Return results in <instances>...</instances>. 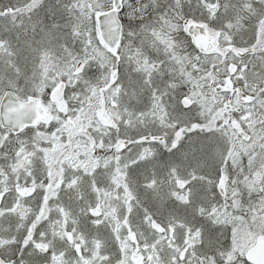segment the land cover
Segmentation results:
<instances>
[{
  "label": "snow or ice",
  "instance_id": "obj_1",
  "mask_svg": "<svg viewBox=\"0 0 264 264\" xmlns=\"http://www.w3.org/2000/svg\"><path fill=\"white\" fill-rule=\"evenodd\" d=\"M0 264H264V0H0Z\"/></svg>",
  "mask_w": 264,
  "mask_h": 264
}]
</instances>
